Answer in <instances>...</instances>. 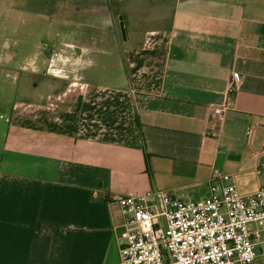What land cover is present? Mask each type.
I'll return each mask as SVG.
<instances>
[{"label":"crops","instance_id":"obj_1","mask_svg":"<svg viewBox=\"0 0 264 264\" xmlns=\"http://www.w3.org/2000/svg\"><path fill=\"white\" fill-rule=\"evenodd\" d=\"M8 8L29 75L0 106V264H116L118 197L204 198L214 168L242 193L264 187V153L247 142L264 123V0Z\"/></svg>","mask_w":264,"mask_h":264},{"label":"built area","instance_id":"obj_2","mask_svg":"<svg viewBox=\"0 0 264 264\" xmlns=\"http://www.w3.org/2000/svg\"><path fill=\"white\" fill-rule=\"evenodd\" d=\"M240 80L235 74L230 87ZM227 110V103L216 106L214 115L223 120ZM247 142L264 153V123L248 128ZM117 202L124 221L116 264H259L264 256V187L242 193L220 168L213 169L204 198L183 200L152 189Z\"/></svg>","mask_w":264,"mask_h":264},{"label":"rangeland","instance_id":"obj_3","mask_svg":"<svg viewBox=\"0 0 264 264\" xmlns=\"http://www.w3.org/2000/svg\"><path fill=\"white\" fill-rule=\"evenodd\" d=\"M14 1L16 0H0V106H5L7 103L9 105L14 98L15 88L13 87V76L29 75L28 72L22 71L18 66L23 55L28 52V47L24 45L19 50H16L14 47L12 28L19 22V19L13 17L12 13L7 10L9 9L8 6ZM26 20L27 19H24V22H26ZM2 34H4L6 38H4ZM4 39H6L5 46L2 44ZM12 53L16 54L15 60H10L8 56ZM2 98H5L7 102L4 103L5 101Z\"/></svg>","mask_w":264,"mask_h":264}]
</instances>
